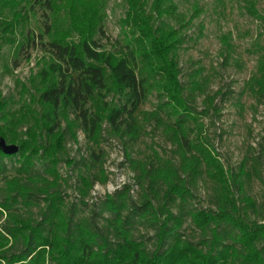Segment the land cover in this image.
I'll return each mask as SVG.
<instances>
[{
    "label": "rangeland",
    "instance_id": "1",
    "mask_svg": "<svg viewBox=\"0 0 264 264\" xmlns=\"http://www.w3.org/2000/svg\"><path fill=\"white\" fill-rule=\"evenodd\" d=\"M172 3L174 14L162 16L154 25L174 29L182 38L176 52L179 80L184 85V97L199 114L180 129L176 125L178 115L165 105L168 96L151 80L148 97L135 113L133 135L113 130L106 119L104 98L90 105L103 119L96 134L84 131L71 113L61 115L62 139L48 140L45 132L40 134L43 117L37 116L43 108L39 97L46 86L41 74L51 56L39 44H26L20 52L18 46L27 41L30 32L37 35L43 30L45 10L37 7L36 15L22 22L16 29L15 43L1 38V22L12 20V14L7 10L0 16V97L7 101V118L0 120V128L8 136L5 144L11 148L14 135L26 140L35 134L48 154L56 153L55 157L62 160L44 180H31L26 172L17 170L21 162L4 159L7 171L0 173V202L16 194L15 186L32 190L39 198L24 205L18 197L12 214L37 223L42 219L41 209L46 207V195L55 193L63 199L62 212L70 213L71 206H76L79 221L94 218L102 202L118 191H128L130 201L141 204L148 197L158 205L166 189L161 179L178 176L179 183L193 192L192 198L183 203L178 198L172 206L176 215L182 212L184 216L180 231L185 239L195 243L201 239L189 211L229 205L224 199L228 194L229 202L235 200L237 214L247 223H264V0ZM152 4L149 0L147 11L157 17L151 12ZM128 11L125 0H108L103 34L96 36L107 52L122 55L127 43L138 37L125 22ZM139 71L148 74L142 63ZM156 79L162 85V78ZM112 100H117L113 93L104 101ZM182 134L195 149L182 145ZM236 176V183L243 185L242 196L252 199L254 207L241 201L233 182ZM127 213L123 211L124 216ZM8 215L9 211L0 214V232ZM97 219L106 225V220L114 218L104 213ZM55 222L60 224L59 215ZM146 225L137 223L131 231L134 239L144 241L152 251L155 231Z\"/></svg>",
    "mask_w": 264,
    "mask_h": 264
},
{
    "label": "trees",
    "instance_id": "2",
    "mask_svg": "<svg viewBox=\"0 0 264 264\" xmlns=\"http://www.w3.org/2000/svg\"><path fill=\"white\" fill-rule=\"evenodd\" d=\"M125 1L129 7L125 22L138 37L127 43L126 53L115 55L104 50L96 39L98 34H103L108 0H0V16L7 10L13 16L12 20L1 22V38L11 43H15L16 29L30 15H36L37 7L45 10L43 30L37 35L30 32L27 41L19 43L18 51L26 44H39L51 56V62L41 74L46 82L39 97L43 110L36 115L38 119L43 117L40 134L45 132L48 140L63 138L60 118L69 113L84 131L96 134L103 119L90 105L95 99L105 100L111 93L117 97L116 101L103 100L107 122L115 132L133 135L135 113L148 97L151 80L168 96L165 105L172 108L173 115H178L176 125L180 129L189 120L197 119L199 113L184 97V85L179 80L176 52L182 38L174 29L154 25L162 16L174 14L173 0H153L151 12L157 17L147 11L149 0ZM139 63L148 70L146 76L140 73ZM261 67L264 72V60ZM156 76L162 78V85ZM6 109L7 101L0 97V120L7 118ZM13 137L11 141L18 147L17 152L6 153L0 146V173L7 171L4 159L14 158L15 163H22L18 171L26 172L31 180L32 177L44 180L62 162L55 157L56 153L48 154L49 150L42 147L35 134L26 140ZM181 139L183 146L195 149L185 134ZM1 140L7 143L8 136L0 128ZM236 178L233 182L242 196L243 185L241 181L236 183ZM179 179L178 176L161 179L166 189L158 205L148 197L141 204L130 201L128 191H118L102 202L94 218L80 221L76 219L75 205L70 213H64L62 197L58 193L47 194L46 207L41 209L42 219L37 223L24 220L18 213L12 214L18 197L24 205L39 200L32 190L15 186L16 194L11 193L0 202V214L10 213L0 232V264L2 261L6 264H264V223H247L237 214L235 200L229 202V194L224 197L229 205L220 203L216 210L189 211L201 239L198 243L185 239L180 231L184 216L182 212L176 215L172 206L178 198L186 202L193 192L180 184ZM241 201L255 206L244 195ZM125 210H128L126 216ZM104 213L114 219L101 225L97 217H103ZM57 215L60 224L55 222ZM137 223H147V229L155 231L154 250H148L144 241L133 238L131 230Z\"/></svg>",
    "mask_w": 264,
    "mask_h": 264
},
{
    "label": "water",
    "instance_id": "3",
    "mask_svg": "<svg viewBox=\"0 0 264 264\" xmlns=\"http://www.w3.org/2000/svg\"><path fill=\"white\" fill-rule=\"evenodd\" d=\"M1 141H2V143L0 144V146L4 149V151L6 153L11 154V153L17 152L18 147L13 146V147L9 148V147L6 146V144H5V142L3 140H1Z\"/></svg>",
    "mask_w": 264,
    "mask_h": 264
}]
</instances>
